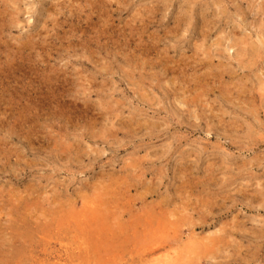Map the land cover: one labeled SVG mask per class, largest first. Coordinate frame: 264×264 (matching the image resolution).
<instances>
[{
	"label": "rangeland",
	"instance_id": "374dc122",
	"mask_svg": "<svg viewBox=\"0 0 264 264\" xmlns=\"http://www.w3.org/2000/svg\"><path fill=\"white\" fill-rule=\"evenodd\" d=\"M0 264H264V0H0Z\"/></svg>",
	"mask_w": 264,
	"mask_h": 264
},
{
	"label": "bare ground",
	"instance_id": "6f19581e",
	"mask_svg": "<svg viewBox=\"0 0 264 264\" xmlns=\"http://www.w3.org/2000/svg\"><path fill=\"white\" fill-rule=\"evenodd\" d=\"M102 254V253H101Z\"/></svg>",
	"mask_w": 264,
	"mask_h": 264
}]
</instances>
